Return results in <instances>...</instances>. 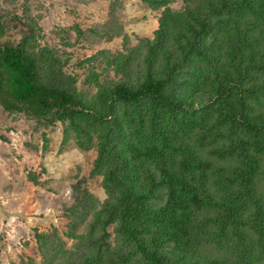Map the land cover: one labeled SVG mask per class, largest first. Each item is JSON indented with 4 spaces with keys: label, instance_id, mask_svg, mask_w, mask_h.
<instances>
[{
    "label": "trees",
    "instance_id": "trees-1",
    "mask_svg": "<svg viewBox=\"0 0 264 264\" xmlns=\"http://www.w3.org/2000/svg\"><path fill=\"white\" fill-rule=\"evenodd\" d=\"M137 1L156 26L131 41L122 0L47 40L33 0H0V115L92 150L103 192L70 175L12 264H264V0Z\"/></svg>",
    "mask_w": 264,
    "mask_h": 264
},
{
    "label": "rangeland",
    "instance_id": "rangeland-1",
    "mask_svg": "<svg viewBox=\"0 0 264 264\" xmlns=\"http://www.w3.org/2000/svg\"><path fill=\"white\" fill-rule=\"evenodd\" d=\"M32 3L36 5L33 13L39 15L47 40L55 35L53 30L68 31L70 39L74 38L75 21L97 23L108 0H33ZM120 20L131 41L149 35L156 26L155 17L137 0H122ZM121 43L122 39L118 38L100 45L119 47ZM68 51L73 58L81 57L84 52L79 48ZM0 133L9 141L0 140V264H12L25 255L37 258L31 229L42 232L49 228L55 210L68 198L70 175L85 176L97 196H103V192L98 180L87 176L95 153L81 151L71 141L61 144L59 128L33 132L23 118L0 115ZM28 170L45 184L32 183L27 178Z\"/></svg>",
    "mask_w": 264,
    "mask_h": 264
}]
</instances>
